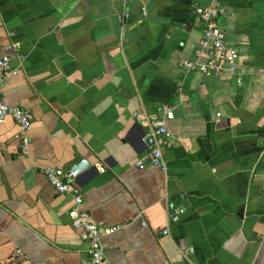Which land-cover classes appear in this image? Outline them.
<instances>
[{"label": "crops", "instance_id": "0c3cea01", "mask_svg": "<svg viewBox=\"0 0 264 264\" xmlns=\"http://www.w3.org/2000/svg\"><path fill=\"white\" fill-rule=\"evenodd\" d=\"M217 3L239 68L189 71L196 8ZM0 56L19 71L0 96L33 114L27 154L18 124L0 123V264H92L73 198L44 175L84 161L83 208L120 227L103 264H264V0H0ZM165 105L167 169H139L134 114Z\"/></svg>", "mask_w": 264, "mask_h": 264}, {"label": "built area", "instance_id": "2783aa9c", "mask_svg": "<svg viewBox=\"0 0 264 264\" xmlns=\"http://www.w3.org/2000/svg\"><path fill=\"white\" fill-rule=\"evenodd\" d=\"M196 12L203 26V35L200 40L197 61L182 62V66L189 71H200L204 74L219 73L228 68L237 71L239 68V50L231 46L226 32L220 28L219 20L227 10L221 3L213 7H197ZM147 16V13H144ZM128 12L119 16V21L124 23L129 18ZM202 60V61H201ZM19 71L11 66V59L0 56V78L7 75H18ZM160 115H151L147 112L135 113V117L147 127L144 141L148 143V153L136 162L139 169L147 165L166 171L165 152L174 142V137L169 129V121L174 119V111L169 106H162ZM12 118L20 128L21 151H29V131L33 122V114L20 107L7 105L0 96V123ZM47 182L60 194H69L74 201V207L68 211L71 224L80 232L83 242L87 246L92 264H103L106 260L107 245L104 237L114 233L120 227H104L93 221L91 213L84 209V198L81 189L69 173L61 168L47 167L44 169ZM176 219V217H174Z\"/></svg>", "mask_w": 264, "mask_h": 264}, {"label": "water", "instance_id": "95a60500", "mask_svg": "<svg viewBox=\"0 0 264 264\" xmlns=\"http://www.w3.org/2000/svg\"><path fill=\"white\" fill-rule=\"evenodd\" d=\"M150 143H151V140L148 141V144ZM87 169L89 170L91 169V171H94L95 167L92 168V166H90V163L84 161L72 167L68 172L73 173V178L75 179L76 176L80 175L81 173H84Z\"/></svg>", "mask_w": 264, "mask_h": 264}]
</instances>
